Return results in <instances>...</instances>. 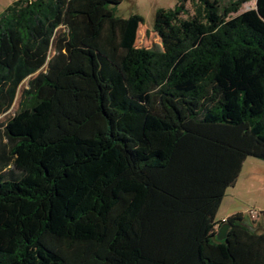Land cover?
Listing matches in <instances>:
<instances>
[{"label":"trees","instance_id":"trees-1","mask_svg":"<svg viewBox=\"0 0 264 264\" xmlns=\"http://www.w3.org/2000/svg\"><path fill=\"white\" fill-rule=\"evenodd\" d=\"M120 1L0 12V264H264V210L215 219L264 159V0L157 8L160 50Z\"/></svg>","mask_w":264,"mask_h":264},{"label":"rangeland","instance_id":"rangeland-1","mask_svg":"<svg viewBox=\"0 0 264 264\" xmlns=\"http://www.w3.org/2000/svg\"><path fill=\"white\" fill-rule=\"evenodd\" d=\"M179 0H121L117 4L108 5L116 16L126 17L137 13L142 17V23L137 30L136 46L145 47L153 50H160V40L153 31L154 13L157 8H168L174 6ZM228 1V0H222ZM12 0H0V12L9 5ZM255 6V0H247L242 3L240 10H246ZM189 14L192 13V7L189 1L186 3ZM26 77L18 87L16 97L8 111L0 115V128L16 110L17 100L20 88L26 85ZM264 210V159L255 156H247L241 166L240 173L234 184L229 185L219 208L215 219L220 220L233 212H242L245 220L261 224V211ZM254 213L251 216L249 213Z\"/></svg>","mask_w":264,"mask_h":264},{"label":"water","instance_id":"water-1","mask_svg":"<svg viewBox=\"0 0 264 264\" xmlns=\"http://www.w3.org/2000/svg\"><path fill=\"white\" fill-rule=\"evenodd\" d=\"M227 228H228V224H226V223H222L220 225V227L217 229V232L215 234V237L217 240L224 239Z\"/></svg>","mask_w":264,"mask_h":264},{"label":"crops","instance_id":"crops-1","mask_svg":"<svg viewBox=\"0 0 264 264\" xmlns=\"http://www.w3.org/2000/svg\"><path fill=\"white\" fill-rule=\"evenodd\" d=\"M13 1H14V0H12V2H13ZM233 213H236V212H233ZM233 213H232V214H233ZM229 215H231V214H228V216H229ZM228 216H224V217H222L220 220H224V219H225L226 217H228ZM218 221H219V220H218Z\"/></svg>","mask_w":264,"mask_h":264},{"label":"built area","instance_id":"built-area-1","mask_svg":"<svg viewBox=\"0 0 264 264\" xmlns=\"http://www.w3.org/2000/svg\"><path fill=\"white\" fill-rule=\"evenodd\" d=\"M249 214H250L251 216H254V213H251V212H250Z\"/></svg>","mask_w":264,"mask_h":264}]
</instances>
